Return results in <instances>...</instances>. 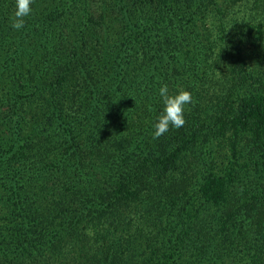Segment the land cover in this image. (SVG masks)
I'll return each instance as SVG.
<instances>
[{"label": "trees", "instance_id": "obj_1", "mask_svg": "<svg viewBox=\"0 0 264 264\" xmlns=\"http://www.w3.org/2000/svg\"><path fill=\"white\" fill-rule=\"evenodd\" d=\"M153 1L133 16L122 0H32L16 30L0 0L4 262L122 214L161 226L140 264L264 262V0L256 24L228 18L230 0ZM161 84L193 102L154 139ZM178 167L190 194L171 186ZM116 226L105 261L128 264L138 248Z\"/></svg>", "mask_w": 264, "mask_h": 264}, {"label": "rangeland", "instance_id": "obj_2", "mask_svg": "<svg viewBox=\"0 0 264 264\" xmlns=\"http://www.w3.org/2000/svg\"><path fill=\"white\" fill-rule=\"evenodd\" d=\"M229 3L233 6L229 8L228 18H237L241 23L245 21L246 23L256 24L258 18L256 17V12L260 10L263 3H260L258 0H230ZM120 4L127 10H133L135 13L133 16H138L139 14L150 16L149 13H151L153 10L152 8L155 6L153 0H122ZM14 8L16 10V6ZM138 10H140V13ZM205 22L209 30L215 31V25H211L212 19L210 17H207V21ZM228 23L229 21H225V25ZM223 44H225V42ZM188 162L191 166L201 167L198 159H194L193 161L188 160ZM182 169L183 167H178L175 173L172 174L174 178L172 177L173 179L171 180V186L179 192L180 195L188 191L190 188L188 185H192L191 180H183L180 178ZM190 193L191 192L188 191V194ZM184 200L185 199H183V201ZM115 218L119 227L116 226L113 236L119 238V245L131 246L134 243L133 246L138 248L133 253L129 252V250H124V257L127 258V256L130 255V259L128 258L127 263L140 264L142 260L148 259L151 256L152 250L159 244L161 236L158 231L161 226L157 225L154 227V223L150 222L147 224L145 221H140L141 224L131 223L130 218L128 217L125 219L126 216L122 214L120 216L111 215L106 218L102 217L100 225L85 227L78 235L66 237L63 241V246L53 249L47 256L38 259L35 258L34 261L26 259L20 264H107V261H105V254L107 251L106 248L110 244L107 240V235L110 234L109 230H111V228L109 227L113 225ZM95 238H98V241ZM220 262L221 264H228L225 260ZM0 264L8 263L0 259ZM114 264L125 263L120 258L117 262H114ZM256 264H264V262L259 261Z\"/></svg>", "mask_w": 264, "mask_h": 264}, {"label": "clouds", "instance_id": "obj_3", "mask_svg": "<svg viewBox=\"0 0 264 264\" xmlns=\"http://www.w3.org/2000/svg\"><path fill=\"white\" fill-rule=\"evenodd\" d=\"M16 10L14 13L12 27L19 30L24 27V17L29 16L32 9V0H15ZM158 94L162 103V109L156 117L153 125V138L158 139L169 131V127L179 129L185 124L186 106L193 102L190 91L178 87L175 92H170L167 84H161Z\"/></svg>", "mask_w": 264, "mask_h": 264}]
</instances>
